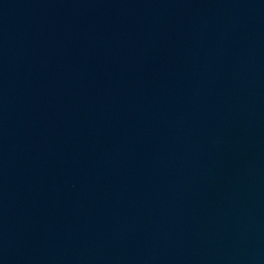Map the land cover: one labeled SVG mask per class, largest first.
Segmentation results:
<instances>
[{
  "label": "water",
  "instance_id": "1",
  "mask_svg": "<svg viewBox=\"0 0 264 264\" xmlns=\"http://www.w3.org/2000/svg\"><path fill=\"white\" fill-rule=\"evenodd\" d=\"M0 264H264V0H0Z\"/></svg>",
  "mask_w": 264,
  "mask_h": 264
}]
</instances>
